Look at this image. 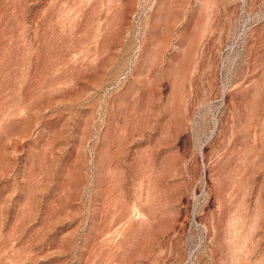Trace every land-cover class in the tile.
<instances>
[{
    "label": "rangeland",
    "instance_id": "1",
    "mask_svg": "<svg viewBox=\"0 0 264 264\" xmlns=\"http://www.w3.org/2000/svg\"><path fill=\"white\" fill-rule=\"evenodd\" d=\"M0 264H264V0H0Z\"/></svg>",
    "mask_w": 264,
    "mask_h": 264
}]
</instances>
